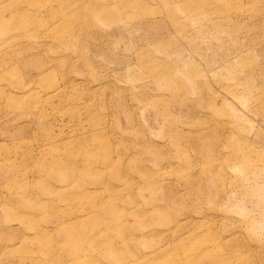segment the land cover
Instances as JSON below:
<instances>
[{
    "label": "rangeland",
    "instance_id": "obj_1",
    "mask_svg": "<svg viewBox=\"0 0 264 264\" xmlns=\"http://www.w3.org/2000/svg\"><path fill=\"white\" fill-rule=\"evenodd\" d=\"M0 264H264V0H0Z\"/></svg>",
    "mask_w": 264,
    "mask_h": 264
}]
</instances>
